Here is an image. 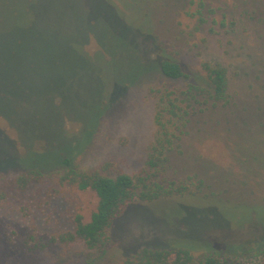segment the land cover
<instances>
[{"label": "rangeland", "instance_id": "1", "mask_svg": "<svg viewBox=\"0 0 264 264\" xmlns=\"http://www.w3.org/2000/svg\"><path fill=\"white\" fill-rule=\"evenodd\" d=\"M124 4L128 9L123 19L135 34L129 42L110 33L102 21L90 28L81 26L74 38L94 31L96 42L107 45L99 48L92 39L86 48L95 52L85 57L81 44L76 45V58L83 55L92 63L66 68L48 61L40 70L44 81L49 80L47 86L10 97L13 120L28 147L0 118L11 139L0 132V173L13 178L34 164L49 174L66 153L75 165L89 169L106 160L117 162L129 173L143 165L145 147L155 130L154 99L148 88L167 79L156 69L159 47L141 31H157L158 43L176 41L184 50L178 58L190 68L204 59L222 60L234 72L235 84L240 79L235 72L252 67L250 56L254 60L264 53L260 22L264 0H124ZM28 19L24 14L20 21L28 24ZM77 22L75 28L82 23ZM259 66L252 69L257 71ZM59 91L61 96L53 101L52 92ZM257 136L264 137V131ZM183 144V153L172 152L167 174L197 183L192 174L198 171L208 186L201 195L209 194L220 203L210 200L208 206L206 199L189 196L134 202L111 227L104 255L89 250L82 241L35 249L36 242L72 229L77 213L89 219L97 203L94 191L59 186L54 175H45L25 193L0 202V264H84L91 258L96 264H118L141 246L176 244L190 246L197 260L217 255L223 264H262L264 207L260 202L238 203L264 197V163L253 160L249 169V164L237 160L232 141L216 133L192 131L184 135ZM214 164L229 174L218 179L211 173Z\"/></svg>", "mask_w": 264, "mask_h": 264}, {"label": "trees", "instance_id": "2", "mask_svg": "<svg viewBox=\"0 0 264 264\" xmlns=\"http://www.w3.org/2000/svg\"><path fill=\"white\" fill-rule=\"evenodd\" d=\"M127 9L124 0H0V118L16 130L23 146L28 147L21 138L18 123L13 120L15 111L10 97L12 99L22 91L32 94L34 90L47 86L49 80L44 81L40 70L48 61L66 68L68 64L92 63L89 57L83 59V55L76 58V45L81 44L80 50L85 57L95 52L89 53L87 45L92 39L97 41L94 31L84 38H74L81 26L90 28L97 21H102L110 33L129 42L135 34L131 31V24L123 19V11ZM24 14L29 15L28 24L20 21ZM77 20L82 22L79 28L74 27L79 23ZM260 22L263 29L264 15ZM141 32L159 47L161 58L155 65L161 77L167 79L161 85L148 88L154 99L155 130L145 147L143 165L129 173L117 162L106 160L89 169L75 165L66 153L49 174L34 164L13 178L0 173V202L25 193L30 185L45 175H54L56 185L92 190L97 196L96 207L89 219L77 213L72 229L53 234L46 242H36L35 249L45 248L50 243L82 241L89 250L104 255L110 245L111 227L134 202L153 203L163 198L183 199L189 196L206 199L210 206L211 195H201L208 189L207 180L198 171L192 174L197 177V183L171 178L167 174L172 152L183 153V137L192 131L196 134L216 133L227 142L232 141L235 151H238L237 160L247 166L249 164V169L253 160L264 163V137L257 136L259 131H264V53L254 60L255 56H250L252 67L235 72L240 77L239 84H235L234 72L222 60L204 59L197 67L190 68L178 58L184 50L176 41L158 43L157 31ZM96 43L99 48L107 46L104 41L101 42L103 44ZM257 63L260 66L255 71L252 68ZM60 93L52 92V100L61 96ZM3 130L0 124V132L11 140ZM211 173L218 179H222L224 173V176L229 174L220 164L215 165ZM211 201L220 203L216 197ZM257 202L264 207V197L252 203L242 201L238 205L250 206ZM260 225L264 231V223ZM261 255L264 264V250ZM84 264H96V259L91 258ZM118 264L223 263L217 255L197 260L190 246L176 244L168 247L141 246Z\"/></svg>", "mask_w": 264, "mask_h": 264}]
</instances>
